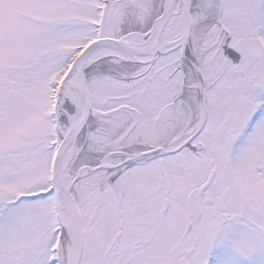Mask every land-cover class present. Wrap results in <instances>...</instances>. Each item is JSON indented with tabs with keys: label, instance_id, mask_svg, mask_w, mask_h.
<instances>
[{
	"label": "snow or ice",
	"instance_id": "snow-or-ice-1",
	"mask_svg": "<svg viewBox=\"0 0 264 264\" xmlns=\"http://www.w3.org/2000/svg\"><path fill=\"white\" fill-rule=\"evenodd\" d=\"M0 264H264V0H0Z\"/></svg>",
	"mask_w": 264,
	"mask_h": 264
}]
</instances>
